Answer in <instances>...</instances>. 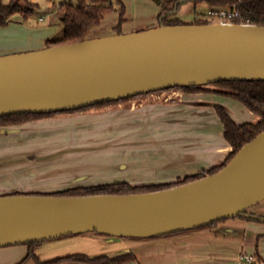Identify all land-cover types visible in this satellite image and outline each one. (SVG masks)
<instances>
[{"label": "water", "instance_id": "water-1", "mask_svg": "<svg viewBox=\"0 0 264 264\" xmlns=\"http://www.w3.org/2000/svg\"><path fill=\"white\" fill-rule=\"evenodd\" d=\"M220 81H264V26H158L0 56V117ZM263 201L264 131L217 173L166 190L0 196V248L89 233L148 239L240 216L264 221L248 212Z\"/></svg>", "mask_w": 264, "mask_h": 264}, {"label": "crops", "instance_id": "crops-1", "mask_svg": "<svg viewBox=\"0 0 264 264\" xmlns=\"http://www.w3.org/2000/svg\"><path fill=\"white\" fill-rule=\"evenodd\" d=\"M125 25L127 22L121 25V34L139 30L137 26L123 31ZM117 26L118 22L112 27L115 32ZM148 26V29L155 28L154 25ZM6 30L14 32L7 34ZM2 31L8 38L0 42V48L4 50L0 55L44 49L46 42L58 35L50 24L30 29L24 22L15 21L13 16L7 26L0 28V33ZM216 105L225 107L237 124L258 122L257 116L229 97L204 92L161 91L2 128L0 160L14 162L4 167L5 172L0 168V196L59 190L57 182L52 185L48 175L61 174L66 168L51 167L50 163H43L45 161L40 156L48 154L49 151L45 150L54 145V154L62 152L61 156L66 155L63 151H68L65 146L79 149L98 138L118 139L115 149L119 161L112 170L114 172H110L116 176L111 177L113 182L95 181L93 170L98 166L87 163L93 166L88 169L93 173L76 175L79 179L64 183L66 188L116 182L131 186L172 183L219 167L232 148L224 139ZM78 153L74 152L75 157ZM18 174H21L19 179L14 176ZM40 176L48 178L46 186H41L39 181L29 185L31 178L37 181L41 180ZM117 177L118 180H114ZM248 212L264 217V201ZM7 251L25 256L27 246ZM37 253L43 260L72 253L92 257L133 253L137 259L135 264H244L241 257L252 254L264 262V221L240 216L222 220L208 228L158 239L73 235L44 242Z\"/></svg>", "mask_w": 264, "mask_h": 264}, {"label": "trees", "instance_id": "trees-1", "mask_svg": "<svg viewBox=\"0 0 264 264\" xmlns=\"http://www.w3.org/2000/svg\"><path fill=\"white\" fill-rule=\"evenodd\" d=\"M159 8L158 23L159 26H171L184 24L173 16L178 12L180 4L183 2H191L194 6L198 4H206L211 9L225 8L229 10H237L240 13L243 23L264 26V0H152ZM35 5L28 2L24 4L19 0H10L9 3L0 2V28L10 23L12 16L21 14L27 18L34 12ZM114 12L119 13L117 34H121V25L125 22V6L120 0H116V5L112 0H77L76 4L71 2L61 3L55 10V15L59 20L61 29L55 37L46 42V47L69 45L84 41L87 39L88 32L98 27L102 21ZM191 24H210L209 21L196 19ZM165 91H181L186 94L190 93H212L225 97H229L241 103L247 110L258 117L257 123L237 124L226 108L221 105L215 106L216 114L223 127V136L225 141L232 148L225 162L219 166L209 169L206 172L195 176L185 177L172 183L150 184L143 186H131L125 182H116L110 184H99L91 186H78L68 188L55 193L46 194L49 196L62 197H86L95 195H128L157 192L166 190L180 185L188 184L193 181L204 178L206 175H212L221 170L229 160L238 152V150L246 143L252 141L255 136L264 131V81H220L207 86L193 87H175ZM151 94V93H148ZM147 95V94H143ZM139 95L136 97H140ZM135 97L124 98L118 101L103 102L90 107L68 110L64 112L52 113H21L0 117V128L22 125L30 121L43 118L53 117L59 114H69L81 112L91 107H103L120 101L128 100ZM19 195V194H14ZM45 195V194H31ZM220 222V221H219ZM218 222L193 228L185 231H178L171 234L152 237L148 239H158L185 234L194 229L208 228ZM100 237H109L98 233H89ZM73 236V235H69ZM46 241L33 242L26 244L27 252L25 256L15 264H27L34 262L35 264H135L137 259L133 253H123L115 256L99 255L89 256L84 253H72L63 256H56L47 260H43L38 256L37 249Z\"/></svg>", "mask_w": 264, "mask_h": 264}, {"label": "rangeland", "instance_id": "rangeland-1", "mask_svg": "<svg viewBox=\"0 0 264 264\" xmlns=\"http://www.w3.org/2000/svg\"><path fill=\"white\" fill-rule=\"evenodd\" d=\"M28 2L34 4L35 9L33 14L28 16L27 18H24L21 14H17L13 16V19L15 21L19 20L24 22V25L27 28L30 29H38L40 27H43L44 25L50 24L54 29L57 30L59 33V30L61 29V25L59 23V20L57 18V15H55V10L57 6L61 3H66V2H71L73 4H76L77 0H27ZM123 5L125 6V22H127V25H125L123 28V31H129V29H134L135 27L139 26V29L136 32H141V31H147L150 30L147 27L148 25H154L159 26L158 19H157V14L159 12V8L156 5V3L152 0H120ZM1 3L6 4L9 3L10 0H0ZM20 3L24 4L26 0H19ZM114 5H116V0H112ZM211 9L209 8L208 5L206 4H198L197 6H194L193 3L191 2H183L180 4V7L178 9V12L173 16V18L178 19L184 24H191L196 21V19H201L202 21H209L207 19L206 12ZM220 9V8H216ZM40 18L43 19V21H40ZM119 21V13L114 12L111 15L107 16L102 23L99 25V27H95L91 29L88 34H87V39H95V38H102V37H107V36H113V35H118L117 31L112 28L117 25V22ZM215 21V20H213ZM212 20L209 22H213ZM153 29V28H151ZM13 33L14 31L12 30H6V33ZM4 31H2L0 34V42L3 39V41H6L8 38V33L6 34ZM116 33V34H115ZM135 33V32H132ZM4 34V36H3ZM6 34V35H5ZM123 34H128V33H123ZM3 48V47H2ZM10 50V49H9ZM6 50V51H9ZM3 49L0 48V54L3 53ZM22 53V52H21ZM9 55V54H6ZM4 56V55H0ZM181 92V91H180ZM241 104V103H240ZM241 106L245 109V107L241 104ZM247 111V110H246ZM7 132V131H6ZM106 138H98L96 140H92L87 142L85 145L78 148H70V146H65L68 151L65 149L63 150L66 152V155H60L62 152H59L58 154H54V147L47 148L45 151L52 152L51 154L48 152V154L40 156L41 159H43L45 162L43 163H50L49 166L51 167H61L64 166L66 170L61 172V174H51L48 175L50 176V180L52 182V185L54 182H57V185H59L60 189H57L56 191H52L53 193L65 190L63 187L66 188V184L69 181H74L79 178H76L75 176L84 173V174H89L92 172L91 170H88L89 167L93 166H98L93 170V176L96 174L95 181L98 182H113L112 181V176L114 177L115 174L110 172L114 169L115 166H117V161H119V157L116 156L117 152L116 147L118 146V139H115L113 137H107ZM115 139V140H113ZM53 145L52 143H50ZM49 145V144H48ZM58 147L61 148L62 145H57ZM74 152H79L77 157H75ZM28 161H33V159H27ZM14 161H7V160H0V168L1 171L5 172L4 167L8 163H13ZM15 162H23V161H15ZM91 164L93 166H89L88 164ZM52 169V168H51ZM17 171V170H16ZM108 174H110L108 176ZM17 176L19 179L18 175ZM41 180L35 181L36 179H30V186H33L36 182L39 181L41 186H46L48 178H42ZM116 177V176H115ZM119 177H117L114 180H118ZM27 179H24L26 181ZM38 183V184H39ZM55 184V183H54ZM84 187V186H83ZM73 188V187H72ZM68 189V188H66ZM51 192H39V194H50ZM21 194V193H20ZM37 194V192L33 193ZM253 208V207H252ZM251 210V209H250ZM249 210V211H250ZM76 236V235H74ZM62 238V237H61ZM60 238L52 239V240H57ZM129 239H136V238H129ZM142 240V239H140ZM50 241V240H48ZM47 242V241H46ZM17 246H24V245H15V246H9V247H3L0 248V264H15L19 262L24 256H20V253L16 255L12 251H7L8 249L15 248ZM42 259V258H41ZM27 264H35L34 262H28Z\"/></svg>", "mask_w": 264, "mask_h": 264}, {"label": "built area", "instance_id": "built-area-1", "mask_svg": "<svg viewBox=\"0 0 264 264\" xmlns=\"http://www.w3.org/2000/svg\"><path fill=\"white\" fill-rule=\"evenodd\" d=\"M207 19L213 21L210 23H219V24H247L242 22L240 13L237 10H229L225 8L220 9H209L206 12ZM241 260L244 264H264V262L252 254H245L241 257Z\"/></svg>", "mask_w": 264, "mask_h": 264}]
</instances>
